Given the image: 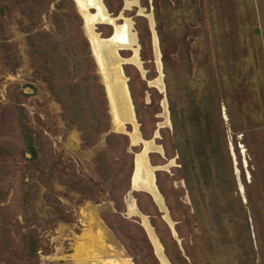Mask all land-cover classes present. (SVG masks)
Returning a JSON list of instances; mask_svg holds the SVG:
<instances>
[{
	"label": "rangeland",
	"instance_id": "374dc122",
	"mask_svg": "<svg viewBox=\"0 0 264 264\" xmlns=\"http://www.w3.org/2000/svg\"><path fill=\"white\" fill-rule=\"evenodd\" d=\"M103 1L112 15L121 12L123 17L132 19L133 30L137 34V16H144L141 13H145L151 21L150 25L148 17L144 16L150 30V50L146 54L149 58L145 59L139 53L144 70L136 64L143 72L135 63L123 62L122 66L138 128L143 137L154 139L162 146V149L148 153L154 166L161 165L155 171L160 199L153 197L163 211H166L167 205L173 226L170 227L162 218V211L149 194L129 190L130 175L126 179V190L122 193L116 190L115 195L112 192L113 184L116 186L121 182L123 188L125 182L116 175L125 162L122 161L124 140L128 141V154L125 156L130 168L140 144L131 142H136L131 135L133 125L132 128L131 125L122 126L121 119L117 117V107L109 96L115 126L102 75L92 54L97 79L104 92L108 131L123 130L131 138L122 132L126 138L120 145H116L118 139H115L114 146L108 147L105 134L99 133L87 146L83 143L81 129L67 123L61 103L46 81L36 73L35 61L27 44V32L22 27L25 15L17 2L5 0L8 8L1 16L3 25L0 27V185L5 193L0 200V217L6 223H16V230L10 232V247L16 259H10L7 250L2 251L0 264H103L108 259L119 264H161L143 223L145 217L171 264L176 263L167 254L157 231L164 229L160 218L169 226L181 254H185V248L191 249L192 257H186V261L180 264H225L221 256L212 260L208 257L204 245L200 246V236H196L200 244L193 253V234L197 232V235L199 230L191 216L181 222V235L176 230V218L184 216L186 211L191 212L192 206L170 142L172 122L167 85L169 91L171 89L173 95L184 103L187 99L186 83L198 88L197 91L202 94L210 79L216 83L212 86L214 99L211 108L220 115L218 122L220 127H224L236 176L241 182L239 196L242 205L239 210H234L235 214L227 216L228 237L232 246L229 264H264V0L161 2L158 24L162 30L167 75L163 68V52L152 0ZM70 3L79 15L85 35L82 17L74 1L70 0ZM55 6L56 2H51L49 8ZM117 21L123 22L121 18ZM42 24L51 26L48 13H43ZM95 29L102 38L110 33L111 26L98 23ZM130 52L127 47L119 49L125 59L133 55V51L131 55ZM229 75H233L236 81H231ZM160 78L163 88L159 84ZM222 79H225L223 83ZM106 83L108 87V79ZM19 106L24 108L32 133L41 139L40 163L37 159L29 160L30 153L25 151L17 117ZM102 149H107L105 162L111 170L107 174L110 183L103 181L96 161ZM140 163L139 158L138 170L141 169ZM73 173L96 182L93 197L86 194L80 185V190L70 186L69 175ZM27 184L32 186V203L24 209L22 196ZM232 197L235 198L232 194L230 203L238 207V202ZM50 199H53L52 202H49ZM134 206L140 209V213L133 211ZM33 211L35 215H31ZM24 213H30L27 216L33 220L31 226L38 225L36 234L41 246L32 258L26 256L19 238L21 230L18 224L24 223ZM20 229L25 230V227L21 225ZM168 242L173 250L174 246Z\"/></svg>",
	"mask_w": 264,
	"mask_h": 264
},
{
	"label": "trees",
	"instance_id": "16d2710c",
	"mask_svg": "<svg viewBox=\"0 0 264 264\" xmlns=\"http://www.w3.org/2000/svg\"><path fill=\"white\" fill-rule=\"evenodd\" d=\"M14 1L17 2L20 11L26 18V21L22 22V27L27 32V44L29 52L35 61L36 73L46 81L54 97L61 103L62 114L67 123L74 124L81 129L83 143L87 146L94 142L99 133L105 134L108 147L114 146L115 139H118V144L116 145L122 144V139L126 138L122 132L108 131V112L102 84L97 79L89 42L81 30L79 15L72 9L70 0ZM165 1L167 0H152V3L163 52V68L165 75H167V60L163 50L162 30L158 24L160 4ZM51 2H56V6L49 8ZM7 8L8 4L5 0H0V27L3 25L1 16L5 14ZM43 13H48L50 27H45L42 24ZM136 18L138 38L141 44L140 53L143 58L147 59L149 58L146 56L147 50H150V30L144 16L140 15ZM16 63H13L14 67ZM229 78L232 79L231 81H236L233 75H229ZM221 81L223 83L225 79ZM168 85L167 98L172 122L170 142L174 153L177 155L179 170L190 194L191 206L197 212L199 208L206 207L204 211L209 213L208 206L210 204L215 206L218 203L219 208L215 210L217 211L216 216L222 218L223 215L221 213H224L225 209L221 207H223V202L226 198H228V200L226 199L227 202H230L233 194L235 197H232L233 201L242 204V200L237 189L234 165L224 127H220L218 122L220 115L216 114V112L214 113L211 108L214 99L212 86L216 85V83L211 79L207 81L202 94L197 91L198 88L186 83L187 99L184 103L173 95L171 89L169 91ZM17 117L22 130L25 151L30 153L28 159L31 161L37 159L40 163L41 159L38 153L43 149L42 142L30 130L22 106L18 107ZM127 145L128 141L125 139L123 142V150L125 152H123L124 157L122 156V161L125 162L119 168L120 171L116 173L118 177H122L121 181L125 179V182L123 183V188L121 182H118L116 186L113 184L111 189L114 195L116 190H120L122 193L128 187L126 179L131 173L132 166L130 168L128 161L126 163ZM164 146L166 152H168L165 143ZM106 153L107 149L100 150L96 156V161L103 181L110 183L107 174L111 170L110 166L105 162ZM128 167L130 170H128ZM69 176L70 186L80 190L82 189L78 187L80 185L84 187L86 194L91 197L94 196L96 182L76 173ZM30 186V184H27L23 190L24 209H27L28 205L32 203V186ZM4 193L5 191L0 185V200L4 197ZM52 200L50 199L49 202H52ZM27 215H30V213H24V223L18 224L19 230H21L19 238L26 256L32 258L37 255L41 244L36 234L38 225L31 226L33 220ZM31 215H35V212L33 211ZM188 216H191L193 222V211H186L184 216L176 218V230L179 235H181L180 224L185 222ZM160 220L164 229H157V231L170 258L176 264H180L186 261L187 256L192 257L191 249L185 248L186 255L181 254V250L169 226L162 218ZM220 222L223 223L222 221ZM12 225H14L13 228ZM21 225L25 227V230L20 229ZM15 226L16 223H6L4 218L1 219L0 217V252L7 250L10 253V259L13 260L16 258L13 249H11L12 247H10L12 244L10 242V232L13 229L16 230ZM225 234L222 237H225ZM168 241L175 247H173V250L170 249ZM191 246L193 250V238Z\"/></svg>",
	"mask_w": 264,
	"mask_h": 264
},
{
	"label": "bare ground",
	"instance_id": "6f19581e",
	"mask_svg": "<svg viewBox=\"0 0 264 264\" xmlns=\"http://www.w3.org/2000/svg\"><path fill=\"white\" fill-rule=\"evenodd\" d=\"M79 1L82 2L83 5H90V6L96 7V11L86 12L85 17H87V19L88 18L90 19L94 16H99L100 18L107 20V21L111 19L110 17L112 16V14L109 12L108 8H106L104 4L102 3L103 0H79ZM123 18H124L123 22L117 25L115 38L123 41L125 46H127L128 48H132L133 55L128 59H125L121 57L120 55L118 59L119 60H130L133 63L140 66L141 60L138 57V43L136 40L135 31L133 30L132 20L128 17H123ZM95 37L101 38V36L98 35L97 32L95 33ZM102 49H103V55L105 56V62L107 66L105 70L106 77H107L106 79L109 80L108 93H109L110 98L113 99L117 107V117H119L118 115L123 114V117L127 120L126 122L133 125V130L131 131L132 137L135 139V141H141V136L138 131V125L135 119L136 115H134V112L132 109V104H131L132 101L130 100L127 94L126 76L124 72L121 71L120 68L118 71H116L114 65L111 63V60L108 54L109 48L105 45ZM159 84L161 88H163V82L161 78L159 79ZM165 101L163 102V105L166 110L167 104ZM121 121H122V126H124V121L122 119ZM145 143L148 145L150 150L157 151L161 149V146L155 143L153 140H146ZM140 162H141L140 163L141 169L138 170L137 168V172L135 174V178L137 177L136 180H137L138 185L144 186V188L149 190V192H151L152 195H154L157 199H160V193L156 186V180H154V175L151 171L156 166L151 165L146 159V157H141ZM159 208L161 207L159 206ZM132 209L133 211L140 213L138 207L134 206ZM143 223L149 232L150 238L152 240L153 246L160 260V263L161 264H171L170 260L168 259L167 255L164 252V248H163L161 241L159 240L157 234L154 232L147 217L144 218ZM103 264H119V263H117L115 260L108 259V260H104Z\"/></svg>",
	"mask_w": 264,
	"mask_h": 264
},
{
	"label": "water",
	"instance_id": "95a60500",
	"mask_svg": "<svg viewBox=\"0 0 264 264\" xmlns=\"http://www.w3.org/2000/svg\"><path fill=\"white\" fill-rule=\"evenodd\" d=\"M73 1H74L75 5L77 7V11L79 12V14L82 17L83 26H84V30H85V33H86L85 35H86V38H87V40L89 42L90 51H91V54H92V56L94 57V59H95V61L97 63L98 70L100 71V73L102 75V79H103L104 86H105V93H106V96L108 98V101H109V104H110V108H111V112H112V116H113V119H114V122H115L114 111H113V107H112L111 100L109 98L108 87H107V83H106L107 79H106L105 70H106L107 66H106L105 56L103 55V49L102 48L105 45L109 48V53L108 54H109L111 63L114 65L116 71H118L119 68H120L121 71L124 72V69H123V66H122V63L123 62H130V63L134 64L130 60H119L118 59V57L121 55L119 53V49L127 47V46H125V44L123 43V41L115 38L116 37L117 25H119V23L121 22V21L118 22L117 19L118 18H121L122 21H123V14L120 12L118 15H112L110 17L111 19H109L108 21L100 18L99 16H94V17H92L90 19L89 18L87 19V17H85L86 12L87 11L90 12L92 10L96 11V7L95 6H90V5H83L82 2H80L79 0H73ZM102 3L107 8V6L105 5V3L103 1H102ZM141 14L144 15V16H147L145 13H141ZM151 15H152V22H153V14L151 13ZM148 19H149V17H148ZM98 23H106V24H108V25L111 26L110 33L108 35L102 37L104 40L102 38H99V37L96 38L95 37V33L96 32L98 33V35H100V33L95 29L96 28V25ZM132 24H133V20H132ZM149 24L151 25L150 19H149ZM135 34H136V40H137V43H138V57L140 58V54L139 53H140V47H141V45H140L139 38H138V34H137V31L136 30H135ZM129 49L131 51L130 52V55H131L132 54V48H129ZM140 60H141V58H140ZM134 65L136 67H138L136 64H134ZM140 66L142 67V60H141ZM138 68L141 70L140 67H138ZM142 70H144L143 67H142ZM126 88H127V94H128V96H129V98L131 100L132 97H131V93H130V90H129V87H128V83L126 85ZM131 104H132V109H133L134 115H136L133 101H132ZM118 116H119V118H121L124 121V124L126 125V127H127V125H131L130 123L126 122L127 120L123 117V114H120ZM115 126H116V122H115ZM131 128H132V125H131ZM132 130H133V128L131 129V131ZM138 130L140 132V136H142L141 137L142 140L141 141H136V142H133L131 140L130 135L126 131L119 130V132H125L129 136V139L131 140L132 143H139L140 144V149L138 151H136L134 153V156H133L132 170H131L130 179H129V185H130V189L129 190L130 191H144V192H146L147 194H149L152 197L153 201L158 206V204L156 203V201H155L153 195L151 194V192H149V190H147L146 188H144V186H139L138 183H137V180L135 178V173H136V168H137V161H138L139 157L140 158L141 157H146V159L148 160V162L151 165H153L151 163L150 159H149V154H148L152 150H150L149 147H148V145L145 143V141L147 140V138L143 137V135H142V133L140 131V128H138ZM161 149H162V146H161ZM160 168H161V165L160 164H156V167L151 170L152 173H153V175H154V180L156 179L155 171H156V169H160ZM165 206H166V204H165ZM158 208H159V206H158ZM159 210L162 211V217H163V219L168 223V225L170 227H172L174 222H173V220L170 217V214L168 212L167 207H166V211H163L161 208H159ZM145 232H146V229H145ZM146 234H147V232H146ZM149 241H150V239H149ZM150 243H151L152 248H153V244H152L151 241H150ZM153 251H154V248H153ZM154 253H155V251H154ZM155 255H156V253H155Z\"/></svg>",
	"mask_w": 264,
	"mask_h": 264
},
{
	"label": "crops",
	"instance_id": "0c3cea01",
	"mask_svg": "<svg viewBox=\"0 0 264 264\" xmlns=\"http://www.w3.org/2000/svg\"><path fill=\"white\" fill-rule=\"evenodd\" d=\"M234 173H235V179H236L237 189H238V193H239V191L241 189L240 188L241 182L238 180V178L236 176L237 171L235 170V168H234ZM184 182H185V180H184ZM232 205L233 204L230 202H225V201L223 202V207H221V208H224L225 212L221 213V215H223L222 218L220 216H216L217 211H215V210H217L219 208L218 203H216L215 206H214V204L213 205L210 204V206H208L209 207V213L204 211V209L206 207L199 208L198 212H197L196 210H194V208L192 206V211L194 212V217H193L194 223L193 224L195 227L198 226V230H199L197 235H196L197 232H194V234H193V251H194L193 253L196 252V250L200 244L199 242H197L196 236L197 237L200 236L202 239V240H200L201 241L200 246L204 245V249H205L206 253L208 254V257H210L211 260L214 257L221 256L225 264L231 263V260L229 257H230L232 246H231L230 238L228 237L229 231L227 229V227H228L227 221L229 219L227 216L231 215L233 213L235 214L236 212L234 210H236L237 208H238V210L240 209L239 203H238V207H234ZM166 207H167V205H166ZM220 221H222L223 223H221ZM198 230H195V231H198ZM222 231H223V234H222ZM225 233H227V234H225ZM224 234L226 236L222 237V235H224ZM227 260H229L230 262H227Z\"/></svg>",
	"mask_w": 264,
	"mask_h": 264
}]
</instances>
